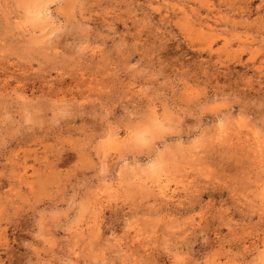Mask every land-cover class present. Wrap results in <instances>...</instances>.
Instances as JSON below:
<instances>
[{
  "label": "rangeland",
  "instance_id": "obj_1",
  "mask_svg": "<svg viewBox=\"0 0 264 264\" xmlns=\"http://www.w3.org/2000/svg\"><path fill=\"white\" fill-rule=\"evenodd\" d=\"M0 264H264V0H0Z\"/></svg>",
  "mask_w": 264,
  "mask_h": 264
}]
</instances>
